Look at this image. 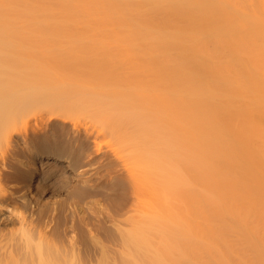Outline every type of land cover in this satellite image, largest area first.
I'll return each mask as SVG.
<instances>
[{"label": "bare ground", "instance_id": "6f19581e", "mask_svg": "<svg viewBox=\"0 0 264 264\" xmlns=\"http://www.w3.org/2000/svg\"><path fill=\"white\" fill-rule=\"evenodd\" d=\"M0 264H264V0H0Z\"/></svg>", "mask_w": 264, "mask_h": 264}, {"label": "rangeland", "instance_id": "374dc122", "mask_svg": "<svg viewBox=\"0 0 264 264\" xmlns=\"http://www.w3.org/2000/svg\"><path fill=\"white\" fill-rule=\"evenodd\" d=\"M98 11V10H97ZM94 12V11H93ZM81 13V12H80ZM19 14V13H18ZM36 14H38V12L36 11V13H34V15H36ZM86 14V13H85ZM93 14V13H92ZM95 14V13H94ZM31 15H33V13L31 14ZM31 15H28V16H30V17H32ZM78 15H81V14H79L78 13ZM83 15V14H82ZM81 15V16H82ZM88 15H90L91 16V14H88ZM40 16V18L42 17L41 15H37L35 18L36 19H40V18H38ZM84 16V15H83ZM86 17H87V15H85ZM83 17V18H86V17ZM94 16V15H93ZM96 17H97V15H95ZM20 17H21V14H20ZM25 17H27V16H25ZM80 17V16H79ZM19 18V16L18 17H16V21H17V19ZM23 18V17H22ZM21 18V19H22ZM89 17H87V19H86V21H87V23L90 21V20H92L93 21V18L91 19V17H90V19H88ZM27 19V18H26ZM30 19V18H29ZM78 19V17L76 18V20ZM20 20V19H19ZM18 20V21H19ZM23 20H24V22L26 21L27 23H28V20H25L24 18L21 20V22H23ZM31 20V19H30ZM29 20V21H30ZM82 20V19H81ZM80 20V21H81ZM32 21H35V19H33ZM31 21V22H32ZM79 21V22H80ZM108 21V20H107ZM111 21V20H110ZM25 22V23H26ZM77 22V21H76ZM84 22H85V20H84ZM83 22V25H85L86 23H84ZM91 22V21H90ZM105 22H106V20H105ZM109 22V21H108ZM107 22V23H108ZM19 23H20V21H19ZM26 23V24H27ZM82 23V22H81ZM74 24V29L75 30H78V28H79V30H81V28L83 27V25L82 24ZM106 23V24H107ZM111 23L114 25V23L111 21V22H109V24L108 25H106V26H109V28H111L112 26H111ZM90 24V23H89ZM92 24H94L93 22H92ZM75 25H77L76 27H78L77 29L75 28ZM115 25H117V24H115ZM102 26H105V25H102ZM102 26H100V27H102ZM118 26V25H117ZM122 26V25H121ZM86 27V26H85ZM92 29H93V26H90ZM90 27H89V25H88V30H86V31H89V29H90ZM95 27V26H94ZM98 27V26H97ZM84 28V27H83ZM105 28V27H104ZM107 29V30H110V29ZM123 28V27H122ZM121 28V29H122ZM127 28V27H126ZM85 29H87V28H84V29H82V30H85ZM99 29H103V28H99ZM112 29H116V27H112ZM111 29V30H112ZM119 29L120 28H118V31H119ZM120 29V30H121ZM94 30V29H93ZM93 30H92V32H93ZM96 30V29H95ZM94 30V31H95ZM104 30V29H103ZM103 30H101V31H103ZM107 30H106V32H107ZM125 30V28H123L122 29V31H124ZM91 31V30H90ZM89 31V34L90 33H92V32H90ZM113 31V30H112ZM112 31H110V33H113ZM117 30H115V32H116ZM117 31V32H118ZM127 31H129L128 30V28H127ZM126 30H125V32H127ZM97 32V31H96ZM98 32H99V30H98ZM120 32V31H119ZM95 33V32H94ZM100 33H102V32H100ZM100 33H98V34H100ZM97 34V33H96ZM103 34H105V33H103ZM118 34V33H117ZM91 35V34H90ZM102 35V34H101ZM114 35V34H113ZM120 35H121V33H120ZM123 35H125V34H123ZM88 36V35H87ZM115 36H117V35H114V38H115ZM94 37V36H93ZM97 37V36H96ZM103 37V36H102ZM105 37H107V36H105ZM109 37V36H108ZM120 37V36H119ZM122 37V36H121ZM85 38V37H84ZM90 38V37H89ZM88 38V39H89ZM82 40H83V38H81ZM90 39H92V38H90ZM94 39V38H93ZM117 39V38H116ZM53 40H55V39H53ZM57 40V39H56ZM95 40H97V39H95ZM109 40V39H108ZM114 40V39H113ZM51 41V40H50ZM59 41L60 40H58V43H57V46H58V44H59ZM94 41V40H93ZM92 41V42H93ZM63 42V41H62ZM65 42V41H64ZM85 43H86V41H84ZM51 43V42H50ZM66 43V42H65ZM87 43H89V42H87ZM91 43V42H90ZM60 44L62 45V43L60 42ZM64 44V43H63ZM93 44V43H92ZM112 45H115V42H112L111 43ZM47 45V46H46ZM46 45H44V46H46L47 48H42V49H48V48H53V44H51L52 46L51 47H49V43H47L46 42ZM55 44H54V48H55ZM57 46H56V48H57ZM65 47V46H64ZM62 48H63V46H62ZM49 50V49H48ZM42 51V50H41ZM43 51H46V50H43ZM124 61V60H123ZM125 70L127 69L128 70V68H124ZM124 69H123V71H124ZM104 162V161H103ZM100 171V173L101 172H105L106 170H99ZM117 171V172H116ZM125 170H120V171H118V170H110V172L111 173H109L108 174V176L106 177V179H104V181H102L101 183H100V190L102 191L101 192V194H103V195H101V203H102V205L104 206L105 205V207H109V206H111V207H109V208H107V209H111L112 207H113V209L115 210V208L117 209L116 211L117 212H119V210L118 209H120V211H122V209H123V211H124V208L126 209L127 207H128V205H130L132 202H134V201H136V197L134 198L132 195H135L134 193H133V189L128 185V182L130 181H127V177H129V176H127L126 175V172H124ZM115 173V174H114ZM125 174V175H124ZM121 175V176H120ZM123 176V177H122ZM126 176V177H125ZM111 179V180H110ZM106 180V181H105ZM156 185V184H155ZM148 187V186H147ZM155 187V186H154ZM131 188V189H130ZM140 187H138V191H141V189H142V186H141V188L139 189ZM150 188H152V186L150 187ZM130 189V190H129ZM131 190H133V191H131ZM147 190H148V188H147ZM153 191H154V189H152ZM151 189H150V192L152 191ZM158 190V189H157ZM137 191V190H136ZM152 191V192H153ZM106 192V193H105ZM142 193H144L143 192V190L141 191ZM141 192H139V195H137V201L138 202H136V203H134V204H137L138 203V205L140 204V205H142L143 204V207L144 206H146L144 209H145V211H146V208H148L149 206L151 207L152 205H149V204H151V200L150 199H153L152 197H153V195H154V192L152 193L153 195H151V198L150 197H148V196H145V195H150V193H145V194H142ZM145 192H146V190H145ZM156 192H158V191H156ZM138 193V192H137ZM130 194V195H129ZM139 196V197H138ZM155 196V195H154ZM159 197V196H158ZM148 198H149V200H148ZM157 199V197H154V199ZM160 198V197H159ZM157 199L156 200V202H158L160 199ZM131 199V200H130ZM153 199V200H154ZM142 200H145V201H142ZM148 200V201H147ZM130 202V203H129ZM145 202V203H144ZM154 202H155V200H154ZM153 201H152V203H154ZM160 202V201H159ZM129 203V204H128ZM154 204H156V203H154ZM158 204V203H157ZM139 205V206H140ZM153 206H155V205H153ZM152 206V207H153ZM158 206V205H157ZM115 207V208H114ZM123 207V208H122ZM151 207V208H152ZM140 208H142V206H140L139 207V209ZM155 209H157L156 208V206L154 207ZM112 209V210H113ZM143 209V208H142ZM143 209V210H144ZM155 209H153L152 208V210H155ZM148 210V209H147ZM148 211H151V209L149 208V210ZM154 213V212H153ZM156 213V212H155ZM227 238V237H226ZM228 239L230 240V239H232V240H238V238L236 237V236H228ZM237 247L238 246H236V248L234 249L235 251L237 250ZM232 251V250H231ZM232 253H234V251L232 252ZM206 255V254H205ZM235 255V254H234ZM246 255H247V252H246ZM233 256V255H232ZM235 256H237V255H235ZM249 256V254L247 255V257ZM209 257V256H208ZM238 257H239V254H238ZM237 257V258H238ZM203 258V257H202ZM207 258V257H206ZM209 259H210V257H209ZM234 259V258H233ZM232 259V260H233ZM235 259H236V257H235ZM205 260V259H204ZM237 260V259H236ZM203 261V260H202Z\"/></svg>", "mask_w": 264, "mask_h": 264}]
</instances>
